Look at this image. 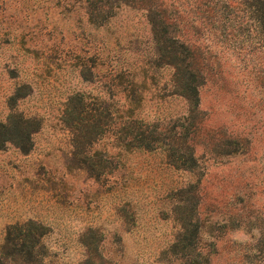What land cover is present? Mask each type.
Wrapping results in <instances>:
<instances>
[{
  "label": "rangeland",
  "instance_id": "obj_1",
  "mask_svg": "<svg viewBox=\"0 0 264 264\" xmlns=\"http://www.w3.org/2000/svg\"><path fill=\"white\" fill-rule=\"evenodd\" d=\"M146 3L0 0V264H264V36L240 4L150 0L197 52L204 133L178 168L120 142L187 123Z\"/></svg>",
  "mask_w": 264,
  "mask_h": 264
},
{
  "label": "trees",
  "instance_id": "obj_2",
  "mask_svg": "<svg viewBox=\"0 0 264 264\" xmlns=\"http://www.w3.org/2000/svg\"><path fill=\"white\" fill-rule=\"evenodd\" d=\"M226 0L229 5H242L248 13V19L257 23L254 25L259 29L260 34L264 36V0ZM142 0H138L140 4ZM146 7L149 13V22L152 26V32L155 44L157 45V51L162 59L163 63L168 64L174 69L173 82L177 87V91L188 104L187 116L183 118L185 123L180 124L182 133L178 135H166L164 131H160V126L152 124L146 126L141 122H135L137 125V133H132L133 130L123 124L121 132L124 137L134 136L130 142H123L125 147L142 148L147 150L162 149L167 154L169 161L172 165L182 169H194L197 166V157L194 150V137L204 133V118L203 113L199 111V100L197 87L199 86V80L197 78L198 72L195 68L196 53L188 42L179 40L172 31L169 30V24L164 16L161 14V7H157L150 3V0H146ZM142 5V4H141ZM195 52V53H194ZM131 123V122H129ZM127 123V124H129ZM202 130V131H201ZM129 136V137H130ZM131 138V137H130ZM124 140L125 138H120ZM192 143V144H191ZM194 225L188 223L182 228V232L178 235L177 240L171 245L172 253L183 252L185 249H189V246L193 244V239L197 236V230L190 229ZM190 232V233H189ZM187 243V244H186ZM176 251V252H175ZM201 264H208L207 258H202Z\"/></svg>",
  "mask_w": 264,
  "mask_h": 264
}]
</instances>
